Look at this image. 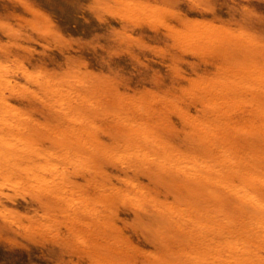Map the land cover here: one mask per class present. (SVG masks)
Segmentation results:
<instances>
[{
  "label": "rangeland",
  "instance_id": "obj_1",
  "mask_svg": "<svg viewBox=\"0 0 264 264\" xmlns=\"http://www.w3.org/2000/svg\"><path fill=\"white\" fill-rule=\"evenodd\" d=\"M0 264H264V0H0Z\"/></svg>",
  "mask_w": 264,
  "mask_h": 264
}]
</instances>
